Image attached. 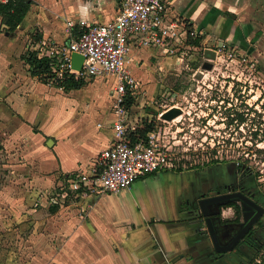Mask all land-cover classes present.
Wrapping results in <instances>:
<instances>
[{
  "label": "rangeland",
  "instance_id": "1",
  "mask_svg": "<svg viewBox=\"0 0 264 264\" xmlns=\"http://www.w3.org/2000/svg\"><path fill=\"white\" fill-rule=\"evenodd\" d=\"M6 30L0 17V94L11 91L14 100L0 97V142L3 145L0 150V264H55V254L60 258L56 264H69V239L73 235L58 232V229L60 221L67 226L63 229H69L70 211L58 205L61 213L55 217L49 202L58 200L68 204L75 199V192L67 191L64 184L60 186L62 190H58L52 173L40 168L35 159V152L39 151L36 142L22 131L20 120L11 119L20 116L16 109L18 104L21 112L32 119L25 124L28 133L32 135L40 130L47 138L53 133V126L59 123L58 118L69 116L75 101L82 103L85 97L112 98L108 93L114 82L90 77L86 79L89 81L86 86L72 93L57 89L51 83L43 86L29 77L27 66L20 59L27 48L40 49L41 42H33L26 36L27 32L16 30L11 34ZM46 45L51 42L47 41ZM229 48L224 44L213 45L220 54ZM185 51L182 59L174 58L166 63L165 71L157 70L151 63L153 73L148 80L141 79L144 74L139 71L135 75L140 84L133 100V118L142 117L138 121L141 127L148 122L144 115L150 114L153 125L160 130L159 142L171 148L176 167L185 170L146 179V193L153 194L150 203L152 206L166 204L160 188L169 180L183 178L189 185L194 179L195 187L201 188L202 176L211 181L215 179L211 185L213 191L223 190L224 183L238 186L248 182L251 190L256 189L264 197L263 59L241 55L235 49L233 58L223 55L208 58L201 50L186 47ZM172 107L181 109L180 116L162 118V113ZM79 108L82 112L87 110V105H79ZM239 116L243 117L242 121ZM16 132H22V136L13 137ZM27 146L30 148H25ZM21 149L27 151L25 157L21 156ZM23 191L28 194L19 199L14 197ZM156 193L160 198L155 197ZM39 194L44 196L43 202L39 201ZM186 197L183 205L189 209L193 204L192 209L199 217L197 199L193 201L189 194ZM222 216H232V210L223 208ZM256 230L249 239L252 245L245 242L237 248L239 254L235 260L238 263L234 264H264V227Z\"/></svg>",
  "mask_w": 264,
  "mask_h": 264
},
{
  "label": "crops",
  "instance_id": "2",
  "mask_svg": "<svg viewBox=\"0 0 264 264\" xmlns=\"http://www.w3.org/2000/svg\"><path fill=\"white\" fill-rule=\"evenodd\" d=\"M120 3L121 0H31L20 24L12 31L5 24L6 31L11 34L16 30L27 32L26 36L35 43L48 41L57 45L66 44L69 39L67 21L74 24L72 32L81 21L106 23L118 14ZM167 5V20L183 21L187 29H194L201 38L200 45L195 46L185 40L179 45L176 54L165 53L160 47L131 46L127 66L135 78L139 71L144 74L141 79L148 80L153 73L150 70L151 63L157 70H167L166 63L174 58H183L185 47L201 50L204 55L205 49L224 44L241 55L264 61V0H167ZM35 33L40 34L39 40H35ZM26 70L29 77L46 86L29 74L28 66ZM96 77L105 81L112 79L115 84L113 76ZM75 90L78 89L66 91L72 93ZM0 95L14 101L11 91ZM108 99L85 97L82 103L75 101V106L71 105L69 116L59 117V123L53 126L54 131L47 138L40 130L32 135L28 133L25 124L32 119L21 112L20 106L16 104L21 117L13 115L11 120H20L22 131L36 142L39 151L35 152V159L37 158L40 168L52 173L58 190H62L61 185L67 184L68 177L70 179L78 171H87L96 161L99 152L110 146L115 114L111 106L112 98ZM76 103L81 107L87 105V110L80 112ZM12 106L15 107V104L12 103ZM142 106L143 104L141 108ZM133 108L134 106L132 113ZM144 116L149 118L150 114ZM19 134L22 136V132H16L13 137ZM48 138L53 141L49 146L46 145ZM0 144L3 146L1 142ZM26 154L27 151L23 149L21 156L25 157ZM183 171L185 170L178 167L147 174L138 177L130 187L117 193L94 194L83 188L84 190L74 193L75 199L68 204L50 198L53 200L49 199V203L53 204L49 206L53 216L57 217L61 213L58 205L70 211L69 229H63L67 226L61 221V228L58 229V232L73 235L69 239V264H233L226 254L217 255L212 249L204 224L192 209L193 204L189 209L183 205L188 194L193 201L215 194L216 190L211 189L215 179L211 181L202 176L204 179L200 180L203 181L201 188L199 185L195 187L194 179L189 181V185L183 178L180 181L178 178L169 180L162 185L163 189L160 188L166 204L157 203L152 206L150 203L153 194L146 193V179L157 178L162 174L166 177ZM25 194L28 192L23 191V194L14 197L23 198ZM43 197H38L40 202L45 200ZM155 197L160 198V195L156 193ZM51 207L54 209L51 210ZM58 257V254L54 255L55 264L60 259Z\"/></svg>",
  "mask_w": 264,
  "mask_h": 264
},
{
  "label": "built area",
  "instance_id": "3",
  "mask_svg": "<svg viewBox=\"0 0 264 264\" xmlns=\"http://www.w3.org/2000/svg\"><path fill=\"white\" fill-rule=\"evenodd\" d=\"M167 10V0H121L118 14L110 21H81L73 32L74 24L68 21L66 44L47 46L42 41V46L37 49V54L51 59L55 80L70 73L84 79L96 76H113L115 79L110 91L115 114L111 144L99 152L87 171H78L70 179L68 177L67 191L79 192L85 188L97 193H117L130 187L138 177L178 168L171 157V148L159 142L160 130L156 125L140 135L138 121L142 117L134 119L133 104L125 105L128 96L135 97L139 86L127 66L131 46L160 47L165 53L176 54L189 34L197 36L196 31L187 29L183 21L167 20ZM213 50L215 55L234 57L233 48L225 49L221 54L220 50ZM73 52L83 57L80 69L71 66ZM146 119L152 122L151 117Z\"/></svg>",
  "mask_w": 264,
  "mask_h": 264
},
{
  "label": "trees",
  "instance_id": "4",
  "mask_svg": "<svg viewBox=\"0 0 264 264\" xmlns=\"http://www.w3.org/2000/svg\"><path fill=\"white\" fill-rule=\"evenodd\" d=\"M31 0H0V17L2 23L8 26V30H14L22 21L24 15L29 9ZM35 40L40 39V34L35 33ZM201 38L199 36L191 37L189 34L187 42L199 46ZM20 58L27 64L28 72L31 76L36 77L38 80L47 84L51 80L52 84L56 87L62 88L63 90L79 89L85 86L88 80L82 77H75L73 74H64L61 79H53L54 72L52 71L51 59L47 56H39L36 50L27 48L23 53H21ZM264 66V65H262ZM264 68V67H263ZM134 97L128 96L125 105L129 107L133 104ZM240 121L243 117L239 116ZM152 122H146L141 127L138 128V133L144 135L151 127ZM135 135L133 136V139ZM0 144V149H1ZM232 202H227L225 205L230 206ZM53 206V204H51ZM54 207H51L53 210Z\"/></svg>",
  "mask_w": 264,
  "mask_h": 264
},
{
  "label": "flooded vegetation",
  "instance_id": "5",
  "mask_svg": "<svg viewBox=\"0 0 264 264\" xmlns=\"http://www.w3.org/2000/svg\"><path fill=\"white\" fill-rule=\"evenodd\" d=\"M246 188V190H245ZM234 190H240L244 194L247 195L250 202H246V211L249 214V217L247 221H249L251 218H253L257 213L258 210L260 211V215L254 220V222L251 224V226L247 229V231L244 233L243 237L232 247L231 250L226 252H215L217 255H227V258L229 262L233 263L236 262L235 259H237L238 247L242 246L243 243L248 242L250 245L252 243L249 242V239L251 236L257 231V228L264 227L263 221H264V204L263 199L264 197L259 195L257 190H251L249 187V183L245 182L242 184H239L238 186H235L230 183H224L223 190L217 189L219 192H227V191H234ZM225 207H230L232 210V216H229L227 218H224L222 216V209ZM207 211L212 218V223L215 229V233L217 235V238L219 240L220 245H227L234 237L235 235L242 229V225L240 224L243 220V207L241 203L234 201L230 206L225 204H218V203H211L207 206ZM199 218L204 220V217L199 214ZM205 227V224H204ZM207 235L209 236L207 230H205ZM248 244V245H249ZM212 249L214 250V246L211 242ZM226 258V259H227ZM238 263V262H236ZM243 262H240L242 264Z\"/></svg>",
  "mask_w": 264,
  "mask_h": 264
},
{
  "label": "water",
  "instance_id": "6",
  "mask_svg": "<svg viewBox=\"0 0 264 264\" xmlns=\"http://www.w3.org/2000/svg\"><path fill=\"white\" fill-rule=\"evenodd\" d=\"M3 26H6L3 24ZM204 56L208 58H214L215 57V51L213 49H205L204 51ZM83 57L78 54L73 52L71 54V66L74 69H80L81 66V61ZM181 113V109L178 107H172L162 113L161 117L164 119H172L176 115ZM52 139L48 138L46 140V145L49 146L52 143ZM237 201L241 203L243 207V220L241 221V225L243 226L242 229L235 235V237L227 244V245H220L219 240L217 238V235L215 233V229L212 223V218L210 217L208 211H207V206L211 203H218L220 204H225L227 202H234ZM246 202H250L249 198L247 197L246 194H244L240 190H234V191H227V192H219L217 191L213 195L209 196H202L201 198L197 199V203L199 206V214L204 217L203 224H205V230H207L210 240L214 246V250L216 252H226L232 249V247L243 237L244 233L247 231V229L251 226V224L254 222V220L260 215V211L258 210V213L251 218L249 221H247L249 214L246 211Z\"/></svg>",
  "mask_w": 264,
  "mask_h": 264
},
{
  "label": "bare ground",
  "instance_id": "7",
  "mask_svg": "<svg viewBox=\"0 0 264 264\" xmlns=\"http://www.w3.org/2000/svg\"><path fill=\"white\" fill-rule=\"evenodd\" d=\"M179 116H180V114H179ZM176 119H174V121H175Z\"/></svg>",
  "mask_w": 264,
  "mask_h": 264
}]
</instances>
